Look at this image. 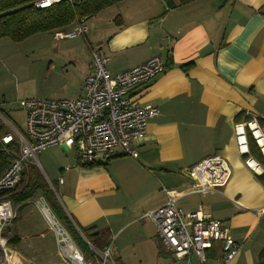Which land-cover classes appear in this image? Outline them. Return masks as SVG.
<instances>
[{
  "label": "crops",
  "instance_id": "1",
  "mask_svg": "<svg viewBox=\"0 0 264 264\" xmlns=\"http://www.w3.org/2000/svg\"><path fill=\"white\" fill-rule=\"evenodd\" d=\"M85 23L84 34L59 44V60H50L71 62L81 83L78 95L91 71L90 47L109 57L112 72L154 55L166 69L132 91L140 104L158 109L136 145L137 158L116 148L104 163L78 166L74 149L52 145L64 155L58 148L60 158L42 168L77 232L84 240L77 225L103 232L98 247L112 242L117 264H201L194 253L175 259L153 222L141 217L165 202L163 188L174 189L182 193L176 206L225 221L240 245L227 264H257L264 246V176H254L236 152L233 124L247 114L264 120V0H121ZM4 41L0 62H14ZM212 154L229 165L226 185L186 192L190 168ZM206 254L207 264H221V242Z\"/></svg>",
  "mask_w": 264,
  "mask_h": 264
},
{
  "label": "built area",
  "instance_id": "2",
  "mask_svg": "<svg viewBox=\"0 0 264 264\" xmlns=\"http://www.w3.org/2000/svg\"><path fill=\"white\" fill-rule=\"evenodd\" d=\"M61 1L34 0L33 4L36 8H45ZM65 1L72 3L74 0ZM85 20L76 21L69 31H56L54 38L83 35L87 29ZM90 55L91 71L84 78L80 95L18 100L19 107L26 114L25 130L19 131L6 120L13 131L0 134L3 145L11 142L18 145L10 166L0 176V192L13 188L26 164L34 163L37 154L52 145L74 149L78 166L104 163L115 154L116 148L137 158L136 145L145 135L148 118L156 115L158 109L140 104L132 96V91L164 72L166 66L159 55H154L126 70L112 72L108 66L109 57L98 47H90ZM233 139L245 167L256 177L264 176V120L256 114H247L233 124ZM4 150L9 152L8 148ZM189 174L192 183L186 192L205 194L226 185L230 168L223 157L212 154L194 164ZM57 182L61 183L62 178L59 177ZM163 190L165 202L143 212L141 217L153 222L165 250L177 260L194 253L201 264H207L206 251L220 241L221 264L234 259L240 245L230 235L225 221L206 217L200 210H184L175 204L182 193L168 188ZM41 207L62 264H117L111 242L97 248L85 240L89 248L85 255L50 209L44 205ZM14 217L12 201L0 194V264H9L5 257L13 253L7 245V230Z\"/></svg>",
  "mask_w": 264,
  "mask_h": 264
},
{
  "label": "rangeland",
  "instance_id": "3",
  "mask_svg": "<svg viewBox=\"0 0 264 264\" xmlns=\"http://www.w3.org/2000/svg\"><path fill=\"white\" fill-rule=\"evenodd\" d=\"M69 29L68 26L63 28L64 31ZM0 39L8 42V51L12 53L14 60V62H0V124L3 125L2 132L13 131L7 121L19 131L25 130L26 114L18 103L21 98L61 99L78 95L81 83L76 70L70 64L71 62H50V60H59L56 58L59 54L57 46L69 43L73 39H53V32L48 31L37 32L18 43L9 38ZM1 52L2 50H0V58ZM58 148L63 156L62 148L52 146L39 152L38 160H34V164L53 193L45 197L39 191L33 199L22 206L13 202L16 218L13 219L10 226L9 237L17 236L19 240L15 244L7 245L13 254L26 264L63 263L62 258L58 255L55 238L47 226L41 205L48 207L58 222L63 225L71 237L73 236L72 230L63 219L62 203L57 185L52 179V183L49 182L44 173L45 170L42 168L46 162L54 165V159L60 158ZM35 235L38 239L35 238ZM111 239L113 240L114 236Z\"/></svg>",
  "mask_w": 264,
  "mask_h": 264
},
{
  "label": "trees",
  "instance_id": "4",
  "mask_svg": "<svg viewBox=\"0 0 264 264\" xmlns=\"http://www.w3.org/2000/svg\"><path fill=\"white\" fill-rule=\"evenodd\" d=\"M34 0H0V38H9L13 42H21L37 32H54L61 31L81 18L89 19L96 15L103 8L117 3L121 0H74L72 3L61 1L54 5L45 8H36L33 4ZM195 0H178V4H186ZM189 65V64H188ZM184 66L186 69L188 66ZM3 125L0 124V133H4ZM4 148H8L6 152ZM18 145L16 142H11L7 145L0 143V176L8 169L13 155L17 152ZM255 155H257L255 153ZM93 164L89 165L92 166ZM262 177V176H261ZM52 183V182H51ZM41 191L46 197L52 194L49 185L40 174L34 163L26 164L20 174L19 182L11 189L4 190L0 194L6 195L12 203L15 202L20 206L25 205L34 195ZM63 213V219L72 230V238L80 247L85 255L88 254L89 248L86 243L89 242L94 247L99 248L98 240L105 237L101 231H93L92 228L80 229L86 241L77 232L74 224L69 217ZM16 216L14 217V219ZM8 238L9 233H7ZM17 236H12L8 239V244L11 245L18 242ZM109 244L108 241H106ZM101 248V247H100ZM257 264H264V246L259 251L257 256Z\"/></svg>",
  "mask_w": 264,
  "mask_h": 264
},
{
  "label": "bare ground",
  "instance_id": "5",
  "mask_svg": "<svg viewBox=\"0 0 264 264\" xmlns=\"http://www.w3.org/2000/svg\"><path fill=\"white\" fill-rule=\"evenodd\" d=\"M5 258L9 264H26L22 260H19V258L13 253L7 254Z\"/></svg>",
  "mask_w": 264,
  "mask_h": 264
},
{
  "label": "water",
  "instance_id": "6",
  "mask_svg": "<svg viewBox=\"0 0 264 264\" xmlns=\"http://www.w3.org/2000/svg\"><path fill=\"white\" fill-rule=\"evenodd\" d=\"M9 252V251H8Z\"/></svg>",
  "mask_w": 264,
  "mask_h": 264
}]
</instances>
